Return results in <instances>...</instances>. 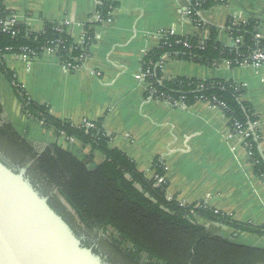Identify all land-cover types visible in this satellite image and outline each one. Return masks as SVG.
Listing matches in <instances>:
<instances>
[{
	"label": "crops",
	"instance_id": "obj_1",
	"mask_svg": "<svg viewBox=\"0 0 264 264\" xmlns=\"http://www.w3.org/2000/svg\"><path fill=\"white\" fill-rule=\"evenodd\" d=\"M110 1L115 4L110 22L89 26L94 42L79 69L67 70L59 58L46 53L32 60L9 55L5 57L7 69L27 97L47 106L53 118L74 127L83 122L100 124L109 137L108 149L124 154L146 179L155 177L154 159L162 160L168 197L207 206L239 223L264 224V183L256 178L240 138L231 135L221 109L207 102L186 107L152 99L147 96L149 84L140 77L143 58L158 48L165 33L207 41L208 27L200 29L190 21L188 0ZM97 4L96 0H3L5 9L29 32H42L53 23L64 28L74 46L81 45L86 26L95 22ZM199 16L202 23L220 29L217 42L222 46H232L224 29L228 21L234 25L255 22L257 35L264 39V0H226ZM178 78L230 81L243 87L241 100L252 108L264 152V66L223 62L203 67L164 58L160 82ZM0 102L5 119L23 139L40 147L65 145L80 161L91 157L88 147L75 140L65 143L53 129L27 118L1 74ZM103 160L102 154L94 152L88 168L94 169Z\"/></svg>",
	"mask_w": 264,
	"mask_h": 264
},
{
	"label": "trees",
	"instance_id": "obj_2",
	"mask_svg": "<svg viewBox=\"0 0 264 264\" xmlns=\"http://www.w3.org/2000/svg\"><path fill=\"white\" fill-rule=\"evenodd\" d=\"M188 18L198 28L208 27L209 40L195 37L167 36L157 49L142 60V72H149L147 96L170 104L176 102L190 107L196 102H207L221 109L228 119L232 133L248 132L244 148L256 178L264 183V152L260 148L261 135L255 127L252 108L241 100L243 87L224 81H198L174 79L161 81V64L164 58L191 61L204 66L227 63L237 66L250 50L264 46V39L257 41V24L251 21L234 25L228 21L224 28L232 46L217 42L219 28L202 23L200 13L224 4L226 0H191ZM98 21L86 26L84 41L72 45L64 28L47 24L42 32L31 33L23 24L14 27L15 35L0 32V74L10 84L22 113L39 123L44 129H53L57 137L73 139L84 147L104 156L103 162L89 169L91 157L78 160L58 144L40 147L20 137L5 119L0 102V144L8 147V156L0 158L16 167L27 166L28 177L39 192L49 197V204L75 230L86 238L94 231L106 234V247L113 256L106 257L110 264H264V249L239 245L206 229L200 222L217 224L233 230L234 234H251L264 238V224L253 226L230 219L229 216L194 204L181 206L168 199L167 183L163 180L164 164L154 159L155 177L146 179L137 173L134 163L118 150H109L107 137L100 124L94 128L74 127L49 114L48 107L30 100L7 69L5 57L16 56L26 49L39 57L44 49L56 50L61 64L78 65L86 59L94 42L90 25H101L114 10L110 0H96ZM13 15L0 0V20ZM239 40V44L235 41ZM180 41V43H176ZM186 42L188 46L182 43ZM11 154V155H10ZM17 159L18 161L12 158ZM18 162L17 163H14ZM162 179V181H159ZM234 236V235H233ZM93 238V237H92ZM95 240V238H93ZM89 246V240L84 243ZM94 252L98 253L95 249ZM106 256L105 253H103Z\"/></svg>",
	"mask_w": 264,
	"mask_h": 264
},
{
	"label": "water",
	"instance_id": "obj_3",
	"mask_svg": "<svg viewBox=\"0 0 264 264\" xmlns=\"http://www.w3.org/2000/svg\"><path fill=\"white\" fill-rule=\"evenodd\" d=\"M84 243L32 184L27 166L0 158V264H110Z\"/></svg>",
	"mask_w": 264,
	"mask_h": 264
},
{
	"label": "built area",
	"instance_id": "obj_4",
	"mask_svg": "<svg viewBox=\"0 0 264 264\" xmlns=\"http://www.w3.org/2000/svg\"><path fill=\"white\" fill-rule=\"evenodd\" d=\"M188 1L192 2L191 0H188ZM190 2H189V4H190ZM186 13H188V8H187ZM110 14H109L108 19L103 21L101 24H105V23H109L110 22ZM93 19L95 20V22L98 21V14L96 12H95V14L93 16ZM17 24H18V22L16 20V17L14 15H10L4 21L0 20V32L1 33H7V34H10L11 36H14L15 33H16L15 30H14V27ZM85 35H86V33H84V35H83V39L81 41V44L84 41ZM167 36H175V34H173V32L165 33L163 36H161V40L167 38ZM255 39L257 41L261 40L259 35H257V34L255 35ZM176 43L178 44V43H180V41H178ZM239 43H240L239 40L235 41V44H239ZM182 44L185 47L188 46L186 42H183ZM250 51L251 52H249L247 58L243 62H240V63L238 62L237 65L252 66L254 68H259V67L264 66V46L261 45V46L254 47ZM43 53L50 54V55L56 56L58 58L57 52L54 49H51V48L44 49L42 54ZM14 57L19 58V59H27V60H32V59H36L37 58L36 56H33L32 54H30L26 49H21V53L19 55L14 56ZM84 61H85L84 59L83 60L80 59V60L77 61L78 65H72V64L68 63V64H63V67L65 69H67V70H77V69H79L82 66ZM148 75H149L148 71L141 72V76L140 77H141V79L145 80ZM149 87H150V84H149ZM176 103H178V102H176ZM178 104H182V103L179 102ZM79 127L80 128H85V129H92V128H94V123H92V122H83ZM231 135H233L235 137H239L240 140L243 143V146H245V139L248 136V132L247 131H245V132H239L238 131V132H234V133L231 132ZM62 137L64 138V136H62ZM63 140L65 141V143L74 141L73 139H70L69 141H67L65 138ZM249 155H250V153L247 154L248 157H249ZM159 181H162V179H160ZM168 199H171V197H168ZM179 204L181 206L186 205L185 203H182V202L181 203L179 202Z\"/></svg>",
	"mask_w": 264,
	"mask_h": 264
},
{
	"label": "rangeland",
	"instance_id": "obj_5",
	"mask_svg": "<svg viewBox=\"0 0 264 264\" xmlns=\"http://www.w3.org/2000/svg\"><path fill=\"white\" fill-rule=\"evenodd\" d=\"M29 141V140H27ZM61 145V146H60ZM59 146L66 150V146L60 144ZM202 225L206 227L209 231L213 232L214 234L220 235L223 238H226L228 241L239 244V245H244V246H249L253 248H262L264 249V238H250V237H244L242 235L237 236L236 238L233 236L234 232L229 231L227 229H224L222 226L214 224L213 226L211 225H205L204 222H200ZM93 238H95V241L97 245L99 246L100 250H102L103 253L106 254L107 257H110L113 259L111 256L113 254L111 253V250L106 247V242L108 241L106 234H104L101 231H94L93 233H90ZM261 240V241H260ZM114 257V256H113Z\"/></svg>",
	"mask_w": 264,
	"mask_h": 264
},
{
	"label": "flooded vegetation",
	"instance_id": "obj_6",
	"mask_svg": "<svg viewBox=\"0 0 264 264\" xmlns=\"http://www.w3.org/2000/svg\"><path fill=\"white\" fill-rule=\"evenodd\" d=\"M1 143V142H0ZM6 151L8 152V147L6 145L0 144V156L1 157H6V159L8 158L9 160L13 161L8 154L6 153ZM11 155V154H10ZM14 155H12L13 158ZM15 157V156H14ZM16 158V157H15ZM13 158L14 160L18 161L17 159ZM17 163L18 162H15ZM81 236L84 238V241L86 242L87 240H89V246L92 247L93 249H95L99 254H101L103 256V258H106L107 256H104V254L101 253L99 246L97 245L96 241L91 237V238H86V236L82 235Z\"/></svg>",
	"mask_w": 264,
	"mask_h": 264
}]
</instances>
